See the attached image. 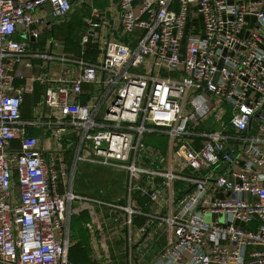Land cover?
I'll return each mask as SVG.
<instances>
[{"label": "built area", "instance_id": "obj_1", "mask_svg": "<svg viewBox=\"0 0 264 264\" xmlns=\"http://www.w3.org/2000/svg\"><path fill=\"white\" fill-rule=\"evenodd\" d=\"M92 3L0 0V264H81L67 251L79 242L68 219L82 214L96 264L116 261L110 227L124 264H264V0ZM82 5L79 57L54 53L52 39L37 46ZM107 24L118 39L100 37ZM88 44L100 61L85 59ZM33 60L41 72L27 75ZM35 83L45 89L25 120ZM85 85L91 105L76 100ZM152 133L168 136L165 154L144 144ZM81 165L122 174V205L78 194Z\"/></svg>", "mask_w": 264, "mask_h": 264}, {"label": "crops", "instance_id": "obj_2", "mask_svg": "<svg viewBox=\"0 0 264 264\" xmlns=\"http://www.w3.org/2000/svg\"><path fill=\"white\" fill-rule=\"evenodd\" d=\"M98 1H103L104 4L103 5L97 4L96 2H98ZM110 1L111 0H93V3L92 4L94 5V7L101 8V7L105 6L106 4H109ZM95 5H100V6H95ZM73 14L74 13H72L70 16H68V18H66L63 21L62 25L65 24V23L70 22L69 20H71V18L73 17ZM59 27L58 26H55V27H53L54 28L53 30L48 29V30H45L44 32H42L41 35H40V39H39V41L37 43V46L39 48L47 47L48 46L47 41H50L52 39L53 40L52 50H53L54 53H56V54H65V55H68V56L79 57L81 55V52H82V47L80 45H78V44H76L74 42H73L74 44H72V45L70 44L69 45L66 42L65 39H63L61 37H58L56 35L52 36V34H55V31L54 30L58 29ZM78 27L79 28H83L84 27V24L82 23V25H80ZM43 34H45V36H43ZM100 37H105V38H110V39H114V38L118 39V36L111 31L109 24H107L106 26H103L100 29ZM15 38L18 39V37H15ZM95 47H93V44L92 45L91 44H88V46H87L88 49H87V51L85 53V59L86 60H88V61H97V62L100 61V55H98V51L95 50ZM89 53H90V57H87V55ZM42 66H43V63L40 60H33V69L30 70L27 75H38L41 72ZM63 66L64 67L62 69H65V67H66V69H65V75H68V73L66 72V70L68 69V66H65V65H63ZM54 67H57V66L56 65H50V68H49L48 74H49V76L51 78L58 76V72H57V70ZM15 85L16 86L22 85V81H15ZM44 89H45L44 86H42V85H40L38 83H35L34 86H33V92H32L31 95H28V98H30L33 102L40 101V98H41V96H42V94L44 92ZM96 90L97 91H101V88L100 87H97ZM93 91H95V89H93L92 87H88V86L85 85V86H83V92H84L83 95L80 96V97H78L77 99L76 98H71V100L74 101L76 99L81 104L91 105L92 103H95L96 102V99L94 97L89 96L87 93H91L92 94ZM31 115H32V112H31ZM30 119H33V118H29V119H25V120H30ZM212 122H213L212 120L211 121L209 120L208 122H206V124H205L206 125V128L213 127L214 125H212ZM211 129H215V127L211 128ZM31 132L32 133L33 132H36L37 133L36 136L40 137L42 130H41V127H38L36 129H32ZM74 142H75V140L73 138L66 139L63 142V144L60 146L61 152L59 154L60 155H63L64 158H65V160L68 163H70L71 158L73 156V151H72V149L70 150L69 147ZM160 150H161V148L160 149L158 148V151L159 152H160ZM68 153H71V155L68 156V158H67V154ZM81 166H83V165H81ZM86 167H88V166H86ZM79 169H80V172H81V168H79ZM78 176H80V175H77L76 177H78ZM121 176H123V175H121ZM122 185H123V189H124V181H123ZM77 193L80 194V195H87V194H82V193H79V192H77ZM134 196L132 197V203H133V205H136L139 208L140 203H138L134 199ZM140 199H142V198H140ZM113 202L115 204H117V205H122V203H123V201L121 203V200L120 199H118L117 202L116 201H113ZM107 213H108L107 216L110 217L112 215L117 214L118 211L110 210ZM80 216L81 215L75 216V217H69V219H68V227H69V229L72 232V237L71 238H73L74 241L75 240H78L79 241L77 243V245H75V246H73L71 248L78 247L79 244L83 243L84 240H82V239H86V243L84 245L82 244V247L81 248H79L78 250H74L73 251V254H74L73 255V258H80V257H82L83 260H85L84 257L80 254V252L85 251V252H87V254H89V258H90L91 263L92 264H96V263H94V261L92 259V256H91V249H90V246H89V243H88V241H89L88 240V233L84 229V225L86 223H88V222H85V224H82V226L80 228H78L77 225L74 222V219H77ZM135 221L138 222L139 219L136 218L134 220V223H135ZM72 227H74L75 229L78 228L76 233L73 231ZM137 227L138 226L135 225L133 227V230H136ZM108 233H109V242H110V245H111L112 252L116 256V264H124V259H125L124 252H125V249H126L125 244H124V242H125L124 239L122 237L120 238L113 231V228L112 227L109 228ZM81 234H83V235H81ZM70 249H68V251H67V259H69L70 252L72 251ZM159 249H160L159 244L155 245L153 247L152 251L150 252L151 255L156 254Z\"/></svg>", "mask_w": 264, "mask_h": 264}, {"label": "rangeland", "instance_id": "obj_3", "mask_svg": "<svg viewBox=\"0 0 264 264\" xmlns=\"http://www.w3.org/2000/svg\"><path fill=\"white\" fill-rule=\"evenodd\" d=\"M97 4L103 5L104 2L103 1H98L96 2ZM100 5H95V6H100ZM94 6V5H93ZM88 7L86 5H82V9L76 10L73 14V17L71 18L70 24L72 27H76L79 28L78 26L82 25L83 23V18L85 16L84 13V9H87ZM68 23L63 24V28H65V34L68 35V33H70L69 30V26L67 25ZM54 25H49V27H47L46 29L52 28ZM45 31V30H44ZM43 31V32H44ZM73 34V33H72ZM71 34V35H72ZM43 36H45V34H43ZM52 36H54V34H52ZM65 40H67V37L65 38ZM71 40V37H70ZM93 47H95V45H93ZM87 57H90V53L87 55ZM167 73H160L161 76H165ZM173 76V75H172ZM29 100L27 99L25 101L24 104V108H25V112H28V115L30 118H35V116L32 114H30V111H32V104L28 102ZM31 104V106H30ZM161 132V131H160ZM167 141H168V136L163 134V133H152L149 135H145L143 137V142L146 145H149L153 148H156L158 150V148L160 150L161 153L165 154L167 151ZM48 147L45 145V149H47ZM47 151V150H45ZM71 153L67 154V158L68 156H70ZM81 173L82 175L78 176L75 179L74 182V190L76 192L82 193V194H87V195H91L92 197H96L99 196L97 194H95L96 190H101L103 192V194L99 197H101L103 200L106 201V203H113L115 204L113 201H116L118 199L121 200V203L123 201L124 198V189H123V181H124V177L121 176L122 174L113 172L111 170H107L106 168H102L99 166H81ZM122 177V178H121ZM178 185H175V190H177ZM134 199L140 203L139 209L141 210V214L145 215L147 212V208L144 206V204L146 203V200H142L138 197V195L134 196ZM136 218L139 219V221H135L134 226H140L142 225L145 221L146 218L144 216L138 215ZM205 220L207 222H212V218L210 215H207L205 217ZM222 221L221 216L219 217V222ZM75 224L77 225L78 228H80L82 226V224H85V222H90V217L88 216V214H83L81 215L79 218L74 219ZM77 228V229H78ZM73 231L76 233L77 229H75L74 227H72ZM83 235V234H81ZM84 240L83 243L79 244L78 247H74L71 248L70 250H72L70 252V257H69V261L71 262H78L81 264H92L89 258V254H87V252L82 251L80 252V254L84 257L85 260H83L82 257L80 258H73V251L74 250H78L79 248L82 247V244L84 245L86 243V239H82ZM92 255V252H91ZM112 261L113 264H116L115 259L112 257Z\"/></svg>", "mask_w": 264, "mask_h": 264}, {"label": "trees", "instance_id": "obj_4", "mask_svg": "<svg viewBox=\"0 0 264 264\" xmlns=\"http://www.w3.org/2000/svg\"><path fill=\"white\" fill-rule=\"evenodd\" d=\"M68 26H69V30H70V33H68V35H66L65 34V28H63L64 26L62 25H60V27L58 28V29H56V30H54L55 31V34L54 35H56V36H58V37H61V38H63V39H65L66 37H67V40H66V42L70 45H72V44H74L71 40H70V37H71V34L75 31V29H77L76 27H72L71 26V24H70V22H69V24H67ZM29 101V103H31L32 104V107H33V105L36 103V102H33L30 98H27ZM26 99V100H27ZM24 104H25V102H24ZM24 104H23V106H22V118L23 119H29L30 117H29V115H28V113H29V111L28 112H25V108H24ZM31 104H30V106H31ZM31 112L32 111H30V114H31ZM228 121V117H226L225 118V122H227ZM30 134L32 135V136H36L37 135V133L36 132H30ZM98 191L99 190H96V192H95V194H97L98 195Z\"/></svg>", "mask_w": 264, "mask_h": 264}, {"label": "water", "instance_id": "obj_5", "mask_svg": "<svg viewBox=\"0 0 264 264\" xmlns=\"http://www.w3.org/2000/svg\"><path fill=\"white\" fill-rule=\"evenodd\" d=\"M71 2H73V0H71ZM44 10L47 12V14H49V23L50 22L51 23L54 22V18L51 15V9H50L49 5H46L44 7ZM85 32H86V28H84V27L75 29L74 33L71 36V41L76 43V44H78V45H80L81 44V39L85 35ZM24 38H26V36H24ZM221 66H222V61L219 62L218 69H220ZM217 77H218V74H216L214 76V81L216 80ZM40 139H42V137H40ZM228 152L229 151L226 150V153H228Z\"/></svg>", "mask_w": 264, "mask_h": 264}, {"label": "flooded vegetation", "instance_id": "obj_6", "mask_svg": "<svg viewBox=\"0 0 264 264\" xmlns=\"http://www.w3.org/2000/svg\"><path fill=\"white\" fill-rule=\"evenodd\" d=\"M62 26V25H61Z\"/></svg>", "mask_w": 264, "mask_h": 264}]
</instances>
